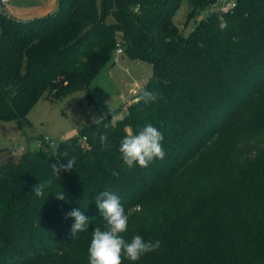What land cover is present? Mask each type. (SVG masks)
<instances>
[{"label":"trees","instance_id":"obj_1","mask_svg":"<svg viewBox=\"0 0 264 264\" xmlns=\"http://www.w3.org/2000/svg\"><path fill=\"white\" fill-rule=\"evenodd\" d=\"M228 1L234 5L223 11ZM183 5L195 20L189 36L175 21ZM109 15L116 22H106ZM118 42L152 64L144 89L159 99L130 102L108 128L113 113L84 123L56 149L44 140L47 147L0 164V264H89L92 231L104 223L95 197L105 190L129 217L127 241H160L158 250L122 264H264V113L239 126L264 93V0H59L57 11L29 20L4 8L0 118L25 126L45 92L55 100L79 90L91 97V81ZM148 123L162 132L165 156L129 169L120 141ZM232 132L240 142L186 177L207 147ZM101 134L111 148H102ZM70 157L74 168L54 175L50 165ZM49 180L37 197L33 187ZM62 191L65 200L55 196ZM152 201L158 215H150ZM73 209L88 218L76 237L67 216Z\"/></svg>","mask_w":264,"mask_h":264},{"label":"rangeland","instance_id":"obj_2","mask_svg":"<svg viewBox=\"0 0 264 264\" xmlns=\"http://www.w3.org/2000/svg\"><path fill=\"white\" fill-rule=\"evenodd\" d=\"M97 1L101 4V0ZM4 8L6 4L0 0V10ZM188 14L187 7L183 5L175 17L185 36L190 35L195 22L193 18L188 20ZM202 14L207 15L204 12L199 15ZM106 22L114 23L116 19L109 15ZM152 75L153 66L147 58L130 57L126 51L118 55L114 53L91 81V97H87L88 91L79 90L62 100H55L45 92L29 110L27 118L30 122L25 126L16 120L0 118V164L9 160L19 162L27 150L47 147L44 140L53 141L51 146L56 149L63 138L78 134L84 123L98 122L109 113H113L116 119L124 116L128 103L133 102V90H143ZM261 113H264V93L242 113L239 126L242 129L249 127ZM238 133L223 135L207 147L187 168L186 177H193L204 167L218 163L220 152L241 141ZM150 203V215L153 212L158 215L156 210L160 207L156 208V202Z\"/></svg>","mask_w":264,"mask_h":264},{"label":"clouds","instance_id":"obj_3","mask_svg":"<svg viewBox=\"0 0 264 264\" xmlns=\"http://www.w3.org/2000/svg\"><path fill=\"white\" fill-rule=\"evenodd\" d=\"M159 99L157 92L143 89L138 100L144 104L155 102ZM109 123L103 125L108 128L114 125L115 117L112 115ZM164 136L162 132L152 124H146L139 132H128L121 141L119 152L124 164L129 168L136 165L146 168L155 159H163L165 151L162 141ZM99 142L104 149L111 148V143L107 134L99 136ZM75 158L70 157L66 164H60L59 161L50 165L54 175L59 177L60 171H69L74 168ZM113 175H118L114 172ZM51 184L49 180L46 184L39 183L33 187V193L37 196H43L45 188ZM59 200H65L63 191L55 194ZM97 208L104 219L103 228L98 226L92 231L90 245L88 248L89 264H122L124 258L129 261H138L143 255L154 252L160 248V241H145L140 235H135L130 241H127L123 233L128 230L129 217L121 204L118 195L110 190L101 191L95 197ZM67 216L74 218V224L71 231L76 237L78 233L87 230L88 218L79 210L73 209ZM94 219V218H93Z\"/></svg>","mask_w":264,"mask_h":264},{"label":"crops","instance_id":"obj_4","mask_svg":"<svg viewBox=\"0 0 264 264\" xmlns=\"http://www.w3.org/2000/svg\"><path fill=\"white\" fill-rule=\"evenodd\" d=\"M59 8V0H10L6 11L22 20L49 15Z\"/></svg>","mask_w":264,"mask_h":264},{"label":"built area","instance_id":"obj_5","mask_svg":"<svg viewBox=\"0 0 264 264\" xmlns=\"http://www.w3.org/2000/svg\"><path fill=\"white\" fill-rule=\"evenodd\" d=\"M9 1H10V0H1V2H2L3 4H7ZM233 5H234V2H232V1H228V2L223 3V5H222L221 8H222L223 11H228ZM213 8H214V7H213ZM213 8H212L211 10H213ZM123 52H124V49H123V47L121 46V43L118 42V43H117L116 54H117V55H118V54H122ZM132 93H133V95H134V97H133V101H137V100H138V96H139L140 91H139L138 89H134Z\"/></svg>","mask_w":264,"mask_h":264},{"label":"water","instance_id":"obj_6","mask_svg":"<svg viewBox=\"0 0 264 264\" xmlns=\"http://www.w3.org/2000/svg\"><path fill=\"white\" fill-rule=\"evenodd\" d=\"M8 13V12H7Z\"/></svg>","mask_w":264,"mask_h":264}]
</instances>
